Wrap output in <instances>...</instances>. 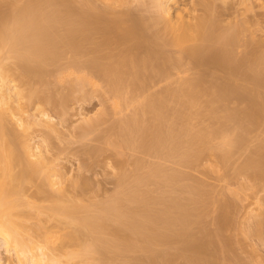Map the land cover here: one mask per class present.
<instances>
[{
	"label": "bare ground",
	"instance_id": "bare-ground-1",
	"mask_svg": "<svg viewBox=\"0 0 264 264\" xmlns=\"http://www.w3.org/2000/svg\"><path fill=\"white\" fill-rule=\"evenodd\" d=\"M125 1L127 0H79V1H76V0H28L22 4H18L17 2H14V1L4 4L5 2L2 0V4H1V0H0V4L2 5V7L6 5L3 8H7L6 11L5 9H2V8L0 9L1 10L0 11L1 12L0 13V243L2 247L4 248V251L12 259V260L8 259V260L3 261V259H1L0 257V264H113V262L115 261H120L123 263L124 261H126L127 255L134 253V252H138L140 254L142 253L146 257H148V254L150 253L153 254L155 252L154 250L157 247H159L160 244H165L167 246L176 244V245L183 247V245H185V243L187 242L188 238L190 240L191 239L190 236L193 237L197 233L196 231V233L194 232L193 235H190L192 233L190 232V230L193 228V227L192 228L190 227L193 226L192 224L194 223V221L200 220V218L198 217L197 211L198 210L201 211L202 209L204 210L205 205H209L213 201V200L211 202L209 200L206 201V203L208 204H206L203 201L204 195L201 197V192L197 190L200 187L198 185H196L198 186V188L196 189L197 191H194L195 193L197 192L196 194H198V196H196L195 194V196L197 197L195 199H193L194 196H191V198L193 197L192 199H185V198L183 199V197L178 198V197H181L182 195H180L181 193H177V192H175L176 195L173 194L175 197H172L173 195L170 194L171 198L170 199L167 198L168 199L167 201H165V199L163 198L166 194L163 197L159 196L157 198H153V197L150 198L149 191L147 193V191L145 190L146 192L143 191L145 192L143 193L141 192L142 190L141 191L138 190V188L140 189L141 185H143V187L144 186L147 187V183L149 184L152 183V185L155 184V187H157L159 184L163 185L164 183L165 186L163 185V187L162 186L161 187L164 188L166 187V185L169 186V188L171 187L170 189L171 193L174 192L172 191L173 187L175 188L178 187L179 189H181L180 185H183V186L187 185V184L185 185L178 184L180 183V182H177V179H179L178 176L180 175V172H179V175L176 173V176L178 175L177 177L175 175H171L163 179L161 178L162 180L159 181L158 180L159 176L157 175L158 168H155L153 171L150 168L152 172L149 175L147 176L144 175L145 177L143 176L141 178L140 177L141 174H139L138 172L137 174L140 175V176L137 175L139 179H137V177L134 175L136 178L133 177L135 179L132 180L133 178L131 177L132 181L127 179L128 177H130V176H127L128 174L126 175L127 178L126 176L124 178L123 177L124 174L122 173L123 175H120L121 178H119L121 180V183L123 182V184L121 185H125L124 180L125 181L128 180V182L130 183L137 179L138 181L136 183L138 185L137 184L135 185L134 183H132L134 184V186L137 187V190L135 189L136 187H133L132 185H130L131 183L129 184L127 182L128 185L124 186L125 187L124 190L127 189L125 192H123L124 191L123 188H122L123 190L122 192L121 190L120 192L117 191V194H116L117 196L115 195L116 197L112 196L113 199H111L112 197H110L111 202L108 201V204L106 203L104 206H102V204L99 205V207H97L96 210H95L96 206L94 205L93 206V209L95 211L94 212L92 211L93 209L90 206H87L83 202V200L75 199V196L71 195L70 192H68L65 189V186L62 185V179L65 174L62 172L61 168L53 164L51 161L52 159L50 157H46L45 154L42 151H40L37 146H32L30 144V138L28 139V138L22 137L19 134H17V132L14 130V128H20L23 132L28 131L29 122L31 120L35 121L36 117L35 115L29 113V107L32 104V102L36 100L39 97V95L41 96L42 94L40 87L42 88L43 86H45V82L47 83L46 79H49V78H46L47 75L48 76L51 75L50 74L51 72L49 73V71L47 70H51L53 67L55 68L56 65H54L53 67L51 66V69H48V66L51 64L53 65L57 63L58 58L65 53L73 54L72 56L74 58L72 59H74L75 61L77 60V58L80 57V55H84V53L85 55H87L86 54L87 52L92 54L93 56H92L91 62L89 61L90 62L89 67H87L88 65L86 66V63H84L85 66L87 67V70L88 68L90 71L95 70L94 73L96 71L97 72L99 71L98 74L101 72L102 76H105L104 79L107 78L106 82L109 85L107 83L106 84L110 87L109 89H112V91H114L115 93L118 92V90L119 92L120 91L122 92L121 88H125L123 89V92L124 90L125 91L129 90L131 87H134L136 85V81L137 83L139 82V84L142 83L141 85H143V83L145 82L144 80H140V77L143 76V74L145 75L144 72H149V73L153 72L154 75L156 74L160 76L164 74L163 72L164 70L162 71V67L164 68V66L162 64L164 60L163 58L166 56H163V55H165L164 53L165 52L167 53V51L163 52V49H165L164 47L167 48V46L168 48L169 46L173 47L174 48L173 50L176 49V52H178V54H181V53L186 54V56L183 55L185 57H187V55L191 56V58L188 57L189 59H193L192 57H197L196 59L192 60L193 63L195 61V64L196 65L198 64L197 67H194V68H198V67L200 68L199 64H206L207 67L209 65L212 66L211 70H213V68H216L214 70H218L219 68H221L219 69L220 71L221 70L228 71L226 66L229 63H232V58H233L231 51L229 50V47H232L233 44L236 42L240 28L238 29L236 27L237 25L236 26L232 25L228 27V29H225L226 31L222 30L221 34L214 35L217 29L215 28V24L212 23L213 20L211 19V16L207 14L209 13L208 10L210 9L208 5L204 6V3L201 2L202 5L201 3H199L201 7L203 6L202 7L203 10H201L202 13L205 12L204 14H202L205 16L200 17V16H194L190 12L185 14L183 10H180V11L175 10L171 12L170 5L168 6V3L170 4L172 2L171 0H153V1L149 0V2L152 3V4L149 3L150 6L152 7L153 5L152 8L155 9V11H154V18L153 19L151 18L152 20L150 19L151 24L146 26L144 23L146 19H144L143 17L139 19L137 18L136 20H135V17H133L134 21L133 20L129 21L128 18L127 20L125 18L128 17L130 13L126 15L124 13L120 14L119 12H117V14L119 13L120 16L119 14L118 15L116 14L117 8L121 7L122 9H124L125 3H128V4L131 3V0L129 2H125ZM132 1L134 2V0ZM139 1L141 2V0ZM174 2L175 1H173L171 4H173ZM197 5H198V1H197ZM3 10L4 12H2ZM122 15H124L125 17L124 16L122 17ZM137 17H140V16H137ZM140 19H144V21ZM101 20L103 21V23L100 22ZM97 23L104 24V26H101L103 28L98 29L100 33L102 34V37L99 31L97 32L100 35L99 37L100 41H102V39L104 38L103 42L101 43L98 42V44L95 43L96 41L95 39L96 38L98 39V37L96 38L94 37L96 35L95 32L97 31V26H96ZM149 30H152L153 32L151 31L152 33L149 34L150 32ZM142 39H144V43H141ZM194 39L198 40L197 43L195 44L193 43L194 41L192 42V40ZM187 42L190 43L191 45L188 44ZM209 43L210 45L214 44V46L218 47V49L215 51L213 50L212 52L209 49ZM247 45H249L248 47H250L251 43H247ZM100 46L101 47L103 46V48L105 47L104 48L105 50L107 48V50L105 51L102 48L101 50L103 52L100 51V48H101ZM254 47L256 46L253 45V48ZM251 48L252 46L250 47V49ZM257 48L255 51L252 49V52H256L255 55H252V53L249 52L248 56L249 57L252 56L250 61L247 62L249 64L248 66L249 71L247 73L244 70V73L249 74V78H251L253 81L257 83L256 85L257 87H261L260 84H262V81L264 79V52L259 51L258 53ZM209 50H210L209 55L212 56L211 58L213 61L211 60V58H209L208 60H211L209 61L211 63L207 62L208 60L205 59L207 55L205 56V53H204ZM202 53L204 55L202 56L205 57L204 60L206 61L203 60V57H201V59L198 60L199 56ZM247 57L246 59L244 58L245 60V62H243L244 64H246ZM74 63L75 62H73L72 64L73 67L74 65L76 66L78 65L77 67L78 69L76 68L70 74H73L77 80H81V79H82L81 81L89 80V78L85 79L86 77L85 75L80 76V71L82 72L85 71L82 69L84 67V66L82 67L81 65L82 62L81 63L79 62V64L81 65L80 66L81 68L79 67V64H77L78 62H76L75 64ZM193 63L192 65L194 66ZM12 64H13L14 69H12L11 66H10L11 68L7 66V65H12ZM58 65L59 64H57V66ZM230 67H231V64H230ZM90 68H93L94 70ZM170 68L173 69L174 67H170ZM232 68H233V65H232ZM55 69H57V67ZM166 69L169 70V68H165V70ZM230 69L228 71L229 73H230ZM60 70L61 69H59L58 72ZM238 70L241 71L242 69L241 70L238 69ZM224 71H222V73ZM61 72L65 74L64 71L61 70ZM61 72H60V75H61ZM201 72L202 71H200V73ZM213 72H211V75ZM228 72L226 75L232 76V74H228ZM216 73H215V76H222V74L216 75ZM240 73L241 72H239L238 74ZM243 74H240V75H243ZM148 76L150 77L149 74ZM215 76H213V78ZM233 76H236V75L233 74ZM163 77L165 78V76L162 75L161 78ZM228 77L226 79L230 80V78ZM69 78H72V77H69ZM145 79L147 82L146 75H145ZM156 79L157 78H155V80ZM200 79L202 78H199V80ZM77 80L76 82H79ZM139 80L142 82L140 83ZM162 80L165 81V79H162ZM89 81L90 83L88 84H90L91 86L92 84L91 79ZM193 81H190V79L188 82L185 81L181 89H178L179 91H176L177 88L175 87H174L175 89H173L172 91L170 89L171 92L168 91V93H170L169 98L167 96H166L167 98L164 97L165 95H163L162 97L160 96L158 97L157 95L152 96V93H151V96L149 94V97L151 98H149V100L148 98H146L147 101L146 103H144L143 101L145 100L143 96H146V95H143V96L141 95L143 97V100L141 102L144 104V106L142 105L141 107L139 106L140 102L139 103L136 102L138 103V107L139 108L141 107V108L138 109L137 107L138 110H135V113H133L134 115H132V119L129 118L130 120L128 121V118H127L126 120H124L128 122L125 123L123 121L125 124L123 125L121 123L122 126L120 124V128L118 125L117 128L119 129V131L120 130L121 131L119 133L116 132V134L117 133L120 134L121 137L120 135L118 134L117 135L121 139L118 138L119 144H115V143L114 144L117 145V147L119 148L123 147L124 149V146H126L129 149L130 148L129 145H134L136 143V142L133 143V140H135V138H138V142H137L138 146L136 144L137 147L135 146V151L137 149H141V152H142V150L144 149V151L147 150V153L149 154L150 152L152 153V155L150 156H153L154 154L156 155V157L157 156L163 157L164 155H166L169 158L170 156H173L174 158L177 157L178 158L176 159L177 164H180V165L182 164V166L185 165V168L186 166L187 167L195 166L194 164L199 163L197 161H201V157L204 154L206 155H204L203 158H205V156L209 154H213L212 156L219 154L218 158H220L219 160H221V163L223 162V166L225 165L224 164L225 162L227 164L228 163L227 161L230 155H229V152L226 150V146L229 147L231 145H235L233 146L235 148L236 143L237 145L240 143L239 139L236 140L237 142L236 141L233 142L235 138L231 141L230 138L226 134H224L227 131V128L226 129L223 128V131L225 129V132L219 135L218 134L219 132L217 131L218 129L216 130L214 128H213L214 130H210V131L204 130L206 132L202 133L199 130V128L201 127L200 126L198 130L201 132V134L195 131L194 136H193L188 126L182 124V127L184 126L183 128L178 127V126H181V123L178 120L185 119L186 117V114H187L186 109L192 108L193 110V108H199V106L201 105L200 100H202L200 99V97L202 96L204 97V95L205 97L206 96L208 98L210 97L209 101L205 102V106H207L208 108L211 107L210 109H212L213 102H215V100L213 101V98L215 99L216 97H219V99L220 98L222 99V97L224 98L227 96L229 97V95L227 94H230V93L225 94L227 91H225L224 89L225 86H223L222 83L226 81L222 82L221 80L220 81L222 82L221 83L222 85H221L218 83L219 81L218 79V81L216 82L217 85L219 84L223 88H219V91H217L216 94H213V93L210 94L211 90L208 89L210 91L209 92L207 91V88H205V90L199 89L200 87L197 88L196 87L197 81L196 82H193ZM211 81L214 82V79H211ZM202 82L204 81L202 80ZM210 82H208V84ZM70 83L72 85L74 84L75 86V83L72 82L71 80H70ZM181 83L179 85H181ZM71 84H70V87H71ZM76 86H77V83H76ZM228 87L230 88V86ZM79 88L82 91L83 84H82V88L81 86H79ZM232 90L233 88L231 89L230 92H233ZM234 90H235L234 92L238 91L237 93L238 95L236 96H239L240 94L239 92L241 90L239 91L238 87H234ZM114 92H112L111 97L116 96V95L119 96L118 94L119 92L116 95L113 94ZM127 93L129 94L130 91ZM123 94L124 93H122V95ZM166 95L168 94L166 93ZM124 97L125 99L123 100L125 102L124 103L125 105L128 103L126 101V98L128 97V95L123 96V98ZM136 98H134V100H136ZM230 98L231 97L228 98L229 101H230ZM117 99L118 98H116V100ZM130 99L133 100L132 95ZM235 99L237 98L235 97ZM176 100L179 102L177 103L178 108L176 109V106L175 107L173 106L172 108H170L169 107L171 106L170 103L173 102L172 105L173 104L176 105V102H177ZM210 100L213 102L211 103ZM216 100L220 101L218 99ZM117 101H119V99ZM231 101H234V100H231ZM131 104H134V103L130 102V105ZM222 104H224V102ZM249 104L251 108L248 105V107L250 108L249 109L250 111L248 112L250 114L246 112V109L243 112H245V114L248 113L246 115H249L247 116L248 118H250V120L248 121L251 122L250 123L251 128H253L252 127L253 122L258 123L259 120H263V123H264V109H263L264 106L262 107L260 105L261 107H257V105H255L257 103H253V104L249 103ZM230 105H233V104H230ZM238 105L236 104V107ZM128 106L125 105L124 107H128ZM134 106L136 105L134 104ZM117 107L118 106H116V108ZM124 107L122 110H125ZM245 107L247 106H244L243 109ZM129 108H132V107H129ZM169 108L171 110H173L174 108V112L173 111L170 112L171 110L169 111L168 110ZM230 109L228 108L226 109L225 107H223V109H221L220 111V113L222 114H220L219 111H217L216 106H215V110L213 108L210 111H207V110L206 111L210 112L209 114L211 115L209 116L208 114V116L211 118L210 120L213 119V122L215 121V123L217 124H219L218 122L220 123L229 122L230 124L232 120H235V117H236ZM232 109H234V107ZM185 110H186V114H185ZM197 110L194 109V111L196 112ZM168 111L171 114H169ZM206 111H204V116L207 117V114H205ZM118 112H122L121 108ZM188 112L190 111L188 110ZM238 113L243 114L241 112H238ZM38 115H41L42 117L45 116V114H42V112L37 114V116ZM130 115L128 117H130ZM199 115L202 116L201 112L199 113ZM189 116L191 115L189 114ZM193 117L196 118V114L195 116L193 115ZM199 117L197 116L198 119H200ZM241 117H244V116L242 115ZM241 119L243 120L244 118H241ZM38 120L40 121V118ZM173 121H176L177 123ZM238 121H239L238 123L240 124L241 121L240 120ZM36 122H37V119L34 123ZM178 122L180 123L179 125H177ZM44 123L45 125L51 126L49 125V123L46 124V121H44ZM244 125H245V122H244ZM209 127L211 129V125ZM256 127H259V126L258 125L254 126V128ZM245 128H247V126ZM249 129L250 128H248V131ZM239 130H241V125L239 127ZM191 131L193 132V128ZM248 131H246V133ZM221 132L222 130H220V133ZM215 133H217L216 135L217 136L219 135L221 139V143L217 146H214L215 144L212 143L213 141H215L214 140ZM117 135H116V138H117ZM243 139L244 141L247 140V139L245 140V137ZM248 141L249 143H251L250 142L251 140H248ZM128 149L126 150L128 151ZM243 150H245V148ZM117 151L120 152L121 150H117ZM255 151H257V149H255ZM221 152H224V153H221ZM139 153H140V150H139ZM255 153L256 154H253L254 156L252 157H250L248 154L250 158L248 157L249 159L245 162L244 171L253 169L254 171L252 172L250 171L251 172V174L249 175L250 179L251 180L253 179L252 181L258 180L257 181L258 183H260L261 181L264 184V147L260 146L258 151ZM166 156H165V159H166ZM156 157L153 156V158L157 159L158 157L157 158ZM207 157H211V156H207ZM166 160H168V158ZM136 161H137V158H136ZM140 161L142 163V160ZM139 162L137 161V163L135 164H139ZM155 163H152V164L154 165ZM147 164H146V167L149 165ZM217 164L219 165L218 162ZM180 165H177V166H180ZM136 167H137L136 169H138V165ZM143 167L144 166L142 165L141 168ZM241 170L243 171V169ZM163 171L166 172L167 170L163 169ZM168 171L173 172L170 170ZM161 173L163 175L162 171ZM173 173L175 174V172ZM133 174H136V173H133ZM186 176L184 177L186 178ZM242 176H244V174ZM122 177L124 178V180H122L123 179ZM176 184H178L180 187ZM121 185H119L118 187H120ZM129 185L132 186V189L134 188V190L130 189L131 188L130 187L128 191ZM188 185H193V184L191 183ZM243 185H245V183ZM158 187L157 189L159 190L160 187L159 188ZM192 188L193 187H191V189ZM242 188L244 189V187ZM157 189L155 188L154 192H156ZM167 189H161V190L163 191L166 190L165 192L166 193L168 192L167 193V196H168V194L170 193L169 192L170 190L167 191ZM130 190L132 192H130ZM187 190H189V188H187ZM247 190H249V188H247ZM227 191L230 192L228 189ZM234 191H237V190H234ZM179 192H181V190H179ZM237 192H235L234 194L238 195L240 193V192L239 193ZM159 193L163 195L162 194L163 192L161 193L160 191ZM160 194H157V195H160ZM199 197L202 199L203 202H201V199ZM240 197H243V196L241 195ZM244 197H247V196L244 195ZM213 198L215 197L213 196ZM213 202L220 203V200L218 201L217 199L216 201H213ZM222 204H220V206H222ZM199 205L202 206L201 210H200ZM257 205L259 204L257 203ZM221 209L219 207V210ZM222 211H224V209ZM205 212H201V213L203 214ZM206 216L207 215L205 213V217ZM249 216H250V213H249ZM256 216H258V214ZM224 218L225 217H223V219ZM219 221L218 223L222 225V221L221 223ZM224 222L225 220L223 221V223ZM263 222H264V219H263ZM263 222L262 220L259 223L257 222L259 225H257L256 227L258 230L259 228H261L260 231H262V226L264 224ZM225 224L226 223H224L223 225L224 228L226 227ZM197 226L200 227L199 225ZM253 228L254 226L252 225V230ZM257 229H256V232H257L256 235L259 233ZM263 231H264V228H263ZM211 236H213L212 238H214V234H212ZM211 236H208L207 238L209 239L211 238ZM262 237L263 236L259 234V239L264 238ZM202 240L205 241V238ZM206 242H201L197 244L195 243V240H194L193 246L191 244L190 246L192 247L188 248V249H191L190 251L192 252V254L189 256H186L185 253L181 254L182 256L185 255L183 256V259H186V261L189 263L195 262L196 264L197 263L204 264L205 261L203 260V257L201 256L203 255L202 253H204L203 251H205L206 246L209 244ZM213 243L216 244L215 242ZM213 243H211L212 246L214 245ZM214 246L212 247V249L214 248ZM179 248L180 247H178V249ZM180 253H182V249ZM204 255H207V253H204ZM145 256L144 258L146 259ZM161 257H164V256H161ZM149 258L151 261L154 260V259H151L152 256ZM163 259H165V261L167 260L166 255ZM150 260L148 259L149 263H150ZM161 261L163 262L164 260H161ZM120 262L118 263L121 264ZM126 262H124L123 264H127ZM128 263L130 264V261ZM155 263H152V264H155Z\"/></svg>",
	"mask_w": 264,
	"mask_h": 264
},
{
	"label": "rangeland",
	"instance_id": "rangeland-1",
	"mask_svg": "<svg viewBox=\"0 0 264 264\" xmlns=\"http://www.w3.org/2000/svg\"><path fill=\"white\" fill-rule=\"evenodd\" d=\"M3 1L5 2L4 4L9 3V2H13V1L17 2L18 4H22L28 0H3ZM76 1H79V0H76ZM129 1L130 0H127L125 2H129ZM171 1L172 2L175 1L174 2L175 4L174 3L171 4L172 2L170 4L168 3V6L170 5L171 12H173L175 10H177V11L183 10L185 14L190 12L192 15L200 16V17L205 16V15H202L205 13L204 12L205 10L203 11L204 13H202L201 10H203L202 9L203 6L201 7L199 5V3H201V2L204 3V6L208 5V7L210 9L208 10L209 13H207V11H206V13L209 14V16H211V19L213 20L212 23L215 24V28L217 29L214 35L221 34L222 30L226 31L225 29H228V27H230L232 25L233 26L237 25L236 27L238 29L240 28L236 42L233 44L232 47H229V50L231 51L232 57L234 58V59L232 58V63H229L226 66L228 71L231 68L230 73L226 70L220 71L219 69H221V68H219V69L217 68L218 70H214L216 68H213V70H211L212 66L209 65L207 67L206 64H199L200 68L199 67L194 68V67H197L198 64L196 65L195 61L193 63L192 60L196 59L197 57H192L193 59H189V58H191V56L187 55V57H185L186 54H183V53L178 54V52H176V49L173 50L174 49L173 47L169 46V48H168V46H167V48L164 47L166 50L163 49V52L167 51V53L165 52L164 53L165 55H163L166 57L163 58L164 60H163V64H162L164 66V68L162 67V71L164 70L163 71L164 74H162V75L165 76V78L164 77L161 78L162 75L161 76L156 75V74L154 75L153 72H151V73L144 72L146 77H147L148 83L146 82L145 75L143 74V76L140 77V80H144V82H145V83H143V85H141L142 81L139 80L141 84H139V82L137 83V81H136V85L134 87H131L130 88L131 90L129 88H127L129 90H126V91L124 90V92H123V89H125V88H121L122 92L121 91L119 92V90H118L119 93L118 92L115 93L114 91H112V89H109L110 88L108 86L109 84L106 82L107 78L104 79L105 76H102L101 72L99 74H98L99 71L98 72L96 71L94 73L95 70L93 68H90V69H93L94 71H90L88 68V70H89V72H88L87 67H89V64L92 60V56H93L92 54L87 52L86 53L87 55H85V53H84L85 56L80 55L81 58L78 55V57L80 59L76 57L77 60L78 59L79 60L75 61L74 59H72V58H74L72 56L73 54L70 53L71 54L70 55L69 53H65L58 58L57 61L59 63L57 61H55L57 63H55L53 65L51 64L48 66V69H51V66L53 67L54 65H56L55 68L57 67V69H55L53 67L51 70H47V71H49V73L51 72L50 73L51 75L50 76L47 75L46 78H49V79H46L47 83L45 82V86H43L42 88L40 87L42 94H41V96L39 95V97L36 100H34L29 107V113L35 115L37 122L34 123L36 121V119H35V121H32L31 119H29L31 121L29 122V125H28V127H29L28 131L23 132L20 128H14V130L20 136L28 138V139L30 138V144L32 146H37L38 149L40 151H42L46 157H50L52 159L51 161L53 164H55L61 168L62 172L65 174L63 179H62V185L65 186V189L68 192H70L71 195L75 196V199L83 200V202L87 206H90L92 209H93L94 205L96 206V208H95V210H96L97 207H99V205L102 204V206H104L106 203L108 204V201L111 202L110 200L113 199V197L117 194V191L120 192V190H121V192H122L125 188L124 186L128 185L127 184L128 180H126V181L124 180V178L127 174H128L127 176H130V177L127 178V176H126V178L129 179L130 181H132L136 177H137V179H139V177H138V176H140L139 174H141V176H140L141 178L144 175L145 176L149 175L155 168H158L157 175L159 176L160 179L158 178V176H157V178L159 181H161L163 178L169 177L171 175L176 176V173L179 175V172H180V175L179 176L177 175L179 177V179H177V182H180L178 184H184V185L187 184V185H185V186L180 185L181 189H179L177 186H176L177 188L173 187L172 191H174V192H172V193L170 190L171 187L169 188V186L166 185V187L162 188L164 183H163V185L158 183L160 186L157 184L160 187L159 188L157 186L159 188V190L157 189V187H155V184L152 185V183L151 184L147 183V187H145V186L143 187V185H141L142 189L140 187V189L138 188V190H140V191L142 190L141 192L146 190L147 193L149 191L150 196L149 195L148 196L150 198L151 197L157 198L159 196L163 197L166 194L163 198L165 199V201H167L168 200L167 198L170 199L171 195H173V194L176 195L175 192H177V193H181L180 195H182L181 197L177 196L178 198L183 197V199L184 198L185 199H192L193 197L191 198V196H194L193 199H195V198H197L196 196H198V194H196L197 192L195 193L194 191L198 190L201 192V197L204 195L203 201L205 203L208 200L210 202L212 200L213 201H216L217 199H218V201L220 200V203L219 202H213V201L211 203L209 202L210 203L209 205L211 207L209 205H205L204 210L202 209V206L199 205L200 210L201 209L203 210V211L202 210L197 211L198 217L200 218V220L197 219L198 221H194V223L192 224L193 226L190 227V228L193 227L192 229L194 231L191 229L192 231L190 230V232H192V233L191 234L188 233V234L193 235V233L194 232L196 233V231H197V233L193 237L190 236L191 239L189 240V238H188L187 242L185 243V245H183V247L176 245V244L175 245L172 244L169 246H167L165 244H160L159 247H157L154 250L155 252L153 251L154 252L153 254H151V253L148 254V257H146L144 254H142V253L140 254L138 252L128 254L127 258H126L127 262L124 261L127 264H129L128 263L129 261H130V264H152L155 262H156L155 264H196L195 262L189 263L186 261V259H183V256H185V255L189 256L192 254V252L190 251L191 249H188V248L193 246L194 240H195V243H197V244H199L201 242H206L208 240L206 243H209V244L206 246L205 251H203L204 253H207V255H204V253H202L203 255L201 256V257H203V260L205 261L204 264H219L222 260L223 261L220 264H224V262L226 260L227 261L225 262V264L226 263L227 264H264V241H263L264 240V238H263L264 237V231H263L264 224L262 226V231H260L261 228H259V230H258L256 227L257 225H259L258 223L261 220L263 222V219H264V218H262V217H264V204H263L264 203V186H262L264 184L261 181H260V183H258L257 182L258 180L252 181L253 179L252 180L250 179L249 175L251 174L252 171H254L253 169H249V170L244 171L245 162L250 157L254 156L253 154H256L255 152L258 151L260 146L264 147V145H263L264 144V142H263L264 141V134H263L264 123H263V120H259L258 123H254L252 120V122H253L252 127L253 128H251V124H250L251 122L248 121V120H250V118L247 117L249 115H246L249 113L248 111H250L249 109L251 108L249 103H251V104L257 103V104H255V105H257V107H261V106L263 107L264 106V86H263L264 79L262 81V84H260L261 87H257L256 86L257 83L255 81H253L251 78H249V74H247L249 71V69H248L249 64L247 62H249L250 59L252 58L251 54H250L251 57L248 56L249 52H251L252 55H255L256 52H252V49L255 51L257 47H258L257 48L258 53H259V51L264 52V0H171ZM197 1H198L199 6L197 5ZM149 3H151V2H149V0H141V2L139 0H136V1L134 0V2L131 0V3H129L130 5L128 3L124 4V6H125L124 9H122L121 7H119L120 9L117 8L116 14H117V12H119L120 14L124 13L126 15H128L130 13L128 15V17L125 18L126 20L128 18L129 21H132V20L134 21L133 17H135V20L137 18L139 19V18L143 17L144 19H146L145 21H147V20L148 21L145 22L144 19H140V20H143L145 25L147 26V25L151 24L150 19L154 18V11H155V9L152 8L153 5L151 7ZM202 3H201V5H202ZM1 4H2V0H1ZM1 4H0V6H1L0 9L2 8V9H5V11H6L7 8H3L6 5L2 7ZM122 10L123 11L126 10V11L123 12ZM2 12H4V10ZM120 14H119V16H120ZM155 14H156V12H155ZM123 16L124 15H122V17ZM137 16H140V17H137ZM143 21H142V23H143ZM100 22L103 23L102 20ZM102 23L96 24L97 31L95 32L96 35L94 36L95 38L98 37V39L97 38L95 39L97 41V42L95 41L96 44H98V42L99 43L103 42V39H104L103 38L102 41L99 40V37H100V35L102 37V34L100 33V31L98 29L103 28V27H101V26H104V24H102ZM98 31H99L100 35H99V33H97ZM149 31H148L149 34L153 32L152 30H149ZM197 41L198 40H196V39L192 40V42L194 44L197 43ZM141 43H144V39L141 40ZM247 43H251V45H250V47L252 46L251 49H250V47H248L249 45H247ZM188 44H190V43H188ZM253 45L256 47L253 48ZM260 45H261V47H260ZM102 48H103V46L100 48V51H102L101 50ZM209 49L213 52V50L214 51L217 50L218 47L214 46V44L210 45V43H209ZM106 50H107V48H106ZM210 50L204 52L205 56L206 55H207V57L209 56L208 58L203 57L204 55L202 53L200 56L198 55L199 56L198 60H200L201 57H203V60H204V58L206 60L211 58L212 56L209 55ZM183 55H185V56H183ZM181 56H182V58H181ZM246 57H247L246 64H244L243 63V62H245L244 58L246 59ZM241 59H242V61H241ZM206 60H204V61H206ZM211 60H212V58H211ZM211 60H208L207 62H209ZM87 61H88V63H87ZM73 62H75V63L78 62L77 64H79V62L80 63L82 62L81 65H82V67L84 66L82 69L85 71L84 72L80 71V76L85 75L86 76L85 79L86 78L87 79L89 78V80L91 79V81H92L91 86H93V87H91L90 84H88V83H90L89 80H87V81H85V80L81 81L82 79L77 80L73 74H70L71 72H73V70H75L78 67V65L77 66L74 65V67H73V65H72ZM236 62H237V64H236ZM84 63H86V66L87 65L88 66L86 67ZM192 63L194 64V66L192 65ZM209 63H211V62H209ZM57 64H59L58 65L59 67L57 66ZM230 64H231V67H230ZM81 65L79 64V67ZM232 65H233V68H232ZM243 65H244V67H243ZM7 66L8 67L11 66L12 69H14L13 64L7 65ZM90 66H92V65H90ZM246 66H247V68H246ZM85 67H86V69H85ZM170 67H174L173 68L174 70ZM236 67L238 69H240V70L242 69V70L239 71ZM165 68H169V70H167V69L165 70ZM59 69L64 71L65 74L63 72H61V70L58 72ZM170 69H171V71H170ZM232 69H233V71H232ZM244 70L247 73H244ZM165 71H167V72H165ZM200 71H202V72L200 73ZM222 71H224V72L222 73ZM60 72H61V75H60ZM66 72H68V73H66ZM209 72H210V74H209ZM211 72L214 73V74L212 73L213 76H215L216 72H217L216 75L222 74V76H215L213 78V76L211 75ZM227 72H228V74H232V76L226 75ZM239 72H241L240 74H243V73L244 74L240 75V74H238ZM62 73H63V75H62ZM148 74L150 75V77L151 76L152 77L150 78L148 76ZM233 74L236 76H233ZM88 75H90V76H88ZM170 75H171V77H170ZM156 76H158V77H156ZM172 76H173L174 80H173ZM200 76H202V77H200ZM223 76H224V78H223ZM69 77H72L73 79L69 78ZM193 77H195V78H193ZM227 77L230 78V80L226 79ZM74 78H75V80H74ZM155 78H157V79L155 80ZM159 78L161 79V81ZM199 78H202V79L199 80ZM216 78H218L219 81ZM58 79H60L62 82ZM69 79L75 83V86H74V84L72 85L70 83ZM162 79H165V81ZM167 79H168V81H167ZM184 79L186 82H188L189 79H190V81L194 80L193 82L197 81L196 87L197 88L200 87L199 89H203V90H205V88H207V91L211 90L210 94H212V93L216 94V92L219 91V88H223L221 86L223 84V86L226 87V88L224 87L225 91H227L225 94L230 93L231 96H230V94H227V95H229V97H231L230 101L234 100V101H231V102H233V103H231L229 101V99H228L229 97L227 95H225V96H227L228 98L222 97L223 100L221 98L219 99V97H216L215 99L213 98V101L215 100V102L210 100L211 103L213 102V106H214V107L212 106V109L214 108V110H215V106H216V109H217V111H219V113H220L221 109H223V107H225L226 109L227 108L230 109L231 107L232 108L234 107V109L231 108L230 110L234 113V115L236 117H235V120H232V122L230 121L231 122L230 124H229V122L228 123L227 122L226 123L218 122L219 124H217V123H215V121L213 122V119L210 120L211 118L209 116L211 114H209L210 112H207V111H210L212 109H210L211 107L208 108L207 106H205V102L209 101L210 97L208 98L206 96L208 98L207 99L205 97V95H204V97L203 96L200 97V99L203 100V101L200 100V104H201L200 106L201 107L199 106V108H193V110H192V108L186 109L187 114H186V110H185V114H186L185 119L187 121L185 119H181L183 121L178 120L181 123V126H178V127H182V124L188 126V128L190 129V132H191V134H193V136H194L195 131H197V133L199 132V134H201V132L204 133L208 130L210 131V130H214V129H216V130L218 129L217 131L219 132L218 134L220 135V134L224 133L225 129L227 128V131L224 134H226L230 138L231 141L234 138L235 139L233 140V142L236 141L237 139H239L240 143L238 145L236 143L235 148L233 147L235 145H231L229 147L226 146V150L229 152L230 157L227 161L228 163L226 164V162H225L224 166H223V162L221 163V160H219L220 158H218L219 154L218 155L216 154L217 156L215 154H214L215 156H212L213 154H209L207 156H211V157L205 156V158H203L204 155H206V154H204L201 157V161H197L199 163H197V164L195 163L194 164L195 166H191V167L186 166V168H185L184 164H183L184 166H182V164L181 165L177 164V162H176V159H178L177 157L174 158L173 156H170V158H169L166 155H164L163 157L157 156L158 157L157 158L156 155L153 154V156H155L157 158V159H155V158H153V156H150V155H152L151 152H150V154L147 153V150H145L146 152L144 151V149L142 150V152H141V149H137L135 151L136 144L138 146V143H137L138 138H135V140H137V141L133 140V143H135V142L136 143L134 145H129V147H130L129 149L126 146H124V149H123V147L122 148L120 147L121 148L120 149L119 147H117V145H115V144H119L118 138L121 137V135L118 134L121 131V130L119 131V129L117 128L118 125L120 128L121 123L124 125L126 122H128L130 119H132V115H134L133 113H135V110L140 109L142 107V105L144 106V104L141 102L143 100V97L145 100V101H143L144 103H146V101H147L146 98H148V100H149V98H151V97H149V94L151 96V93H152V96L157 95L158 97L159 96L162 97L163 95H165L164 97L167 96L169 98L170 93H168V91H170V89L172 91L175 88H177L176 91H179L178 89H181V87L185 83ZM211 79H214V82H212L213 80L211 81ZM76 80L79 81L81 84L79 82H76ZM93 80L95 81V83ZM198 80H199V82H198ZM202 80L204 82H202ZM221 80H222V82L226 81V82H224L225 84L220 82ZM170 81H171V83H170ZM182 81H184V82H182ZM217 81L219 84H221V83L222 84L217 85V83H216ZM208 82H210L209 83L210 85L208 84ZM76 83H77L78 87L76 86ZM84 83H85V85L86 84L87 85L85 86ZM180 83H181V85H179ZM198 83L200 84V86ZM70 84H71V87L72 86L74 87V89H73V87L72 88L70 87ZM82 84H83V88H82ZM203 84H205V85H203ZM79 86H81V88L83 89L82 91L80 90ZM176 86H178V87H176ZM212 86L213 87L216 86V87L213 88ZM228 86H230V88ZM143 87H144V89H143ZM234 87H238L239 91L241 90L239 92L240 93L239 96H236V95H238L237 94L238 91L234 92L235 91ZM262 87H263V89H262ZM211 88L214 90L216 89L215 92ZM232 88H233V90H232L233 92H230ZM71 89H73V90H71ZM141 89H143V90H141ZM147 89H148V91H147ZM252 89H253V91H252ZM129 91H130L129 94L132 95L133 100L130 99L131 95H129L127 93ZM141 91L144 93H142ZM145 91H147V92H145ZM151 91H153V92H151ZM246 91H248V92H246ZM112 92H114L113 93L114 95H116L118 93L119 96L121 95L120 97H122V98H120L118 95L111 97ZM132 92H133L134 96H133ZM165 92L168 95H166ZM250 92L251 93L253 92V93L251 94ZM122 93H124V94L122 95ZM125 93H127V94H125ZM160 93H161V95H160ZM125 95L126 96L128 95V97H129V98L128 97L126 98V101L128 102L127 104L130 105V102H132L136 106H134V104H131L130 106L125 104L128 107H124L125 102L123 99H125V97L123 98V96H125ZM141 95L142 96L146 95L147 97L146 96L142 97ZM232 95H234V96H232ZM136 97H138V98H136ZM235 97L237 99H235ZM116 98H118L119 101H117L118 99L116 100ZM134 98H136L137 101L134 100ZM120 99H121V101H120ZM216 99H218L220 101H217ZM115 100H116V102H115ZM136 102H138V103L140 102L139 103V106H141L140 108L138 107V103H136ZM218 102H219V104H218ZM223 102H224V104H222ZM237 102L239 103V105ZM172 103H170L171 106H169V107L172 108L173 106L174 107L176 106V109H177L178 108L177 103H179V102L177 101L176 105H174V104L172 105ZM230 104H233V105H230ZM236 104L238 105L237 107H236ZM113 105H115V106H113ZM248 105L250 108L248 107ZM116 106H118V107L116 108ZM122 106L124 107L125 110H122L123 109ZM244 106H247V107H245L243 109ZM129 107H132V108H129ZM137 107H138V109H137ZM120 108H121L122 112H118L120 110ZM170 108L168 109L169 111L171 110ZM247 108H248V110H247ZM132 109H134V110H132ZM176 109H175V111H176ZM194 109L195 110L199 109V110H197L198 114L196 111H194ZM239 109H240V111H239ZM245 109H246V112H248L246 114H245V112H243V111H245ZM263 109H264V107H263ZM188 110L190 112H188ZM203 110L204 111L207 110L206 111L207 113L205 112V114H207V117L204 116ZM172 111L174 112V108L170 112H172ZM217 111H216V113H217ZM41 112H42V114H45V116H47V117L43 116L44 117L43 118L41 115L37 116V114H39ZM170 112H169V114H171ZM200 112H201L202 116L199 115ZM238 112H241L243 114H240ZM189 114L192 116V118H191V116H189ZM195 114H196V118L193 117V115L195 116ZM208 114H209V116H208ZM220 114H222V113H220ZM239 114H240V116H239ZM129 115H130V117H128ZM242 115L244 117H241ZM197 116L198 117L200 116L199 117L200 119H198ZM39 118H40V121L38 120ZM127 118H128V121H124ZM241 118H244V119L242 120ZM237 119L241 121L240 124L238 123L239 121ZM174 120H176V119H174ZM44 121H46V124L49 123V125H51V126L45 125ZM173 122H176V121H173ZM199 122H201L202 124ZM244 122H245V125L247 126V128H245L246 126L244 125ZM180 123L178 122L177 125H179ZM122 124H121V126H122ZM238 124H239V126H238ZM254 124L258 125L259 127L254 128V126H256ZM210 125H211V129L209 127ZM240 125H241V130H239ZM216 126H217V128H216ZM220 126L221 127L223 126V127L221 128ZM260 126H261V128H260ZM192 128H193V132L191 131ZM198 128L201 132L198 130ZM223 128H225L224 131H223ZM248 128H250L249 129L250 132L248 131ZM243 129L245 130V132ZM204 130H206V131H204ZM220 130H222L221 133H220ZM246 131H248V132L246 133ZM116 132H118L117 134L120 135V137H118ZM216 134L217 133H215V136H214L215 141L212 142L213 144H215L214 146H217L221 143L220 136L219 135L217 136ZM116 135H117V138H116ZM240 135L242 136V138ZM260 136H261V138H260ZM244 137H245V140L247 139L246 141H244V139H243ZM251 137H252V139H251ZM239 140H238V142H239ZM248 140H251L250 141L251 143H249ZM115 141H117V142H115ZM242 143L243 144L245 143V144L243 145ZM113 145H115V146H113ZM131 147H133L134 149ZM239 148H240V150H239ZM244 148H245V150H243ZM115 149L121 150L122 152L121 151L119 152ZM126 149H128V151ZM255 149H257V151H255ZM139 150H140V153H139ZM239 151H240V153H239ZM250 151L252 152V154ZM145 153L147 154V156ZM221 153H224V152H221ZM248 154L250 157L248 156ZM165 156H166V159L168 158V160L165 159ZM150 157H152V158H150ZM136 158H137L138 162L140 160H142V163L140 161L139 164H135V163H137ZM205 160H207V161H205ZM154 161L157 163H155ZM147 162L149 165L147 164ZM175 162L177 165H180V166H177L175 164ZM217 162L219 163V165L217 164ZM152 163H155L157 165H155V164L153 165ZM141 164L144 166L143 168H141L142 167ZM146 164L148 165L147 167H146ZM160 164H161V166H160ZM137 165H138L139 171H138V169H136ZM180 167H181V169H180ZM150 168L152 169V171ZM163 169H166L167 171L168 170L173 171V172H175V174L173 172H169V171L164 172ZM241 169H243L244 172ZM238 170H240V171H238ZM134 171H136V172H134ZM161 171L163 172L164 176L162 175ZM247 171H249V172L251 171V172L249 173ZM138 172H139V174H137ZM133 173H136V174H133ZM166 173L168 176L166 175ZM131 174H133V175H131ZM243 174H244V176H242ZM120 175H123L124 178L122 177L123 178L122 180H124L125 185H121V184H123V182L121 183V180L119 179V178H121ZM183 175L184 176L187 175L186 178ZM246 175H247V177H246ZM131 177L132 178L135 177V178H133L131 180ZM137 179L133 182H130L131 184L129 182L128 183L130 185H132L133 187H136V186H134V184L135 185L137 184L136 183L138 181ZM183 179H184V181H183ZM247 180H248V182H247ZM132 183H134V184H132ZM191 183L193 185H188ZM199 183H201V184H199ZM235 183H237V184H235ZM242 183L243 184L245 183V185H243ZM178 184H176V185H178ZM249 184L251 186L253 185L254 187L252 186V188H251V186ZM119 185H121L120 186L121 188L118 187ZM130 185L128 187V191H129L130 187H131L130 189H132V186H130ZM196 185H198L200 187L198 188V186H196ZM153 186H154V188H153ZM191 187H193V188L191 189ZM242 187H244V189ZM122 188H123V190H122ZM145 188H147V189H145ZM155 188L158 191L156 190V192H154ZM167 188H169V189H167ZM187 188H189V190H191V191L187 190ZM247 188H249V190H247ZM135 189L137 190V187ZM161 189H167V191L170 190L169 191L170 193L168 194V196H167L168 192L166 193L165 192L166 190L163 191ZM193 189H195V190H193ZM227 189L230 192H228ZM126 190L127 189H125L123 192H125ZM132 190H134V188ZM179 190H181V192H179ZM234 190H237L240 193L237 191H234ZM243 190L245 193L243 192ZM160 191H161V193L163 192L162 193L163 195H161L159 193ZM130 192H132V191L130 190ZM145 192H143V193H145ZM235 192L241 194L243 197H240L241 195H239V194L235 195L234 194ZM157 194H160V195H157ZM195 194H196V196H195ZM174 195L172 197H175ZM244 195L247 197H244ZM213 196L215 198H213ZM110 197H112V198L110 199ZM234 199H236V200H234ZM203 201L201 199V202H203ZM213 203H214V205H213ZM257 203L259 205H257ZM206 204H208V203H206ZM220 204H222V206H220ZM232 205H234V206H232ZM219 207H220V209L222 207V209L219 210ZM227 208H228V210H227ZM223 209H224V211H222ZM231 209L232 210L235 209V210L232 211ZM205 210H206V212H205ZM92 211H94V209ZM229 211H231L232 213ZM201 212H205L207 216L205 217V213L202 214ZM229 213H231V214H229ZM249 213H250V216H249ZM257 214H258V216H256ZM223 217H225V218L223 219ZM246 218H247V220H246ZM219 219H220V221H219ZM224 220H225L224 223H226L225 228L223 227V225H224L223 221ZM218 221L220 223L222 221V225L219 224ZM197 225H199L200 227H198ZM252 225L254 226L255 230H254V228L252 230ZM248 227H249V229H248ZM256 229H257V231H259V233L257 235H256V233H257ZM247 230H248V232H247ZM253 231H255V232H253ZM212 234H214V238H212L213 237V236H211ZM215 234H216V236H215ZM259 234L263 236L262 237L263 239H261V238L259 239ZM208 236H211V238H209L210 240L207 238ZM195 237H196V239H195ZM199 237L200 238L203 237L202 239L205 238V241L200 239ZM210 242L216 243V244L213 243L215 245V246L213 245L214 246L213 249H212L213 246ZM191 244H192V246H190ZM178 247H180L179 248L180 250L178 249ZM181 249H182V253H180ZM158 253H159V255L164 256V257L166 255L167 260L165 261V259H163L164 257L159 256ZM183 253H185V255L182 256L181 254H183ZM142 255H144L146 257V259ZM150 255L152 256L151 259L155 260V261L153 260L154 262L150 260V258H149V257H151ZM205 256L206 257L208 256L209 258L208 257L206 258ZM0 257H1V259H3V261L8 260V259L12 260L10 258V256L4 251V248L2 247L1 243H0ZM147 258L150 260V263L148 262ZM135 259H136V261H135ZM161 260H164V261L162 262ZM118 262H120V261H115V262H113V264H119ZM120 263L123 264L122 262H120Z\"/></svg>",
	"mask_w": 264,
	"mask_h": 264
}]
</instances>
